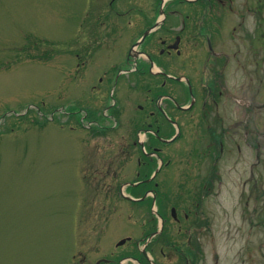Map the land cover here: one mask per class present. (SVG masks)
Listing matches in <instances>:
<instances>
[{
	"label": "rangeland",
	"instance_id": "obj_1",
	"mask_svg": "<svg viewBox=\"0 0 264 264\" xmlns=\"http://www.w3.org/2000/svg\"><path fill=\"white\" fill-rule=\"evenodd\" d=\"M85 2L0 0V264H94L120 238L140 237L150 222V203L133 204L119 192L136 164L135 153L126 150L131 138H119V145L113 133L100 137L86 129L87 78L75 57L82 41L67 40L81 24ZM247 109L251 128L263 131L264 101ZM244 112L230 106L234 121ZM211 140L186 136L168 146L156 181H173L176 189L153 207L170 216L180 202L179 181H223L222 193L206 203L218 230L216 253L206 242L202 261L264 264V150L256 164L258 150L236 135L233 156L211 166ZM87 146L95 171L101 170L91 184L84 175L90 171Z\"/></svg>",
	"mask_w": 264,
	"mask_h": 264
},
{
	"label": "flooded vegetation",
	"instance_id": "obj_2",
	"mask_svg": "<svg viewBox=\"0 0 264 264\" xmlns=\"http://www.w3.org/2000/svg\"><path fill=\"white\" fill-rule=\"evenodd\" d=\"M84 17L81 34L69 37L82 41L76 56L87 78L84 119L89 133L131 138L126 150L135 155L144 135L147 152L137 157L140 168L164 155V146L171 144L165 139L186 136L212 138L207 144L215 149L212 166L233 156L231 138L242 134L258 150L256 164L262 163L260 131L251 129L247 111L234 121L230 106L241 105L240 100L251 105L264 101V96L258 98L264 93V0H90ZM235 146L241 151L239 143ZM90 153L88 149L86 177L91 182L101 170L95 171ZM214 179L179 181L180 202L172 205L176 212L165 217L161 232L151 216L142 225L143 237L127 241L131 250L111 252L97 264L125 259L124 264H205L202 249L208 242L216 253L218 231L206 203L226 185ZM171 182L129 186L133 194H147V200L151 191L175 190Z\"/></svg>",
	"mask_w": 264,
	"mask_h": 264
}]
</instances>
